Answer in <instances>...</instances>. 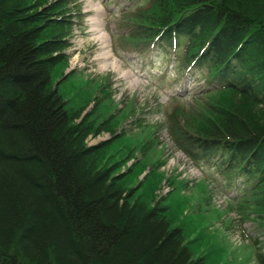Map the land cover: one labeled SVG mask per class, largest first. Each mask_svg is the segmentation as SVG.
<instances>
[{
	"label": "trees",
	"instance_id": "16d2710c",
	"mask_svg": "<svg viewBox=\"0 0 264 264\" xmlns=\"http://www.w3.org/2000/svg\"><path fill=\"white\" fill-rule=\"evenodd\" d=\"M81 10L77 0H0V264H208V226L155 196L160 177L143 173L138 144L115 151L122 132L89 144L113 120L95 124L61 91L75 77L62 69ZM132 19L130 49L158 47L203 75V95L218 94L172 112L168 130L259 221L247 238L264 264V0H149Z\"/></svg>",
	"mask_w": 264,
	"mask_h": 264
},
{
	"label": "rangeland",
	"instance_id": "374dc122",
	"mask_svg": "<svg viewBox=\"0 0 264 264\" xmlns=\"http://www.w3.org/2000/svg\"><path fill=\"white\" fill-rule=\"evenodd\" d=\"M148 1L77 0L82 4L83 24L75 29L68 50L70 63L62 69L66 74L75 72V77L61 91L76 95L71 102L84 103V113L95 112V124L113 120V130L91 135L89 144L122 132L124 138L115 151L138 144L134 158L143 164L148 161L143 173L152 171V176L160 177L155 196L167 198L189 224L208 226L204 235L205 244H212L208 264H258L247 233L257 235L259 221L244 217L232 199L238 192L227 189L225 178L214 169L197 164L168 130L172 112L183 105L199 110L218 94L203 95L207 87L203 75L194 69L180 70L178 61L168 60L158 47L145 54L130 49L134 45L129 36L133 10ZM94 21L100 23V32L94 31ZM101 35L107 43L105 49L98 41ZM104 51H109L110 59H98ZM143 145L145 151L141 150ZM166 185L170 192L159 196Z\"/></svg>",
	"mask_w": 264,
	"mask_h": 264
},
{
	"label": "bare ground",
	"instance_id": "6f19581e",
	"mask_svg": "<svg viewBox=\"0 0 264 264\" xmlns=\"http://www.w3.org/2000/svg\"><path fill=\"white\" fill-rule=\"evenodd\" d=\"M94 25H95V29L94 31L100 32V30L98 29V26L100 25V23H98L97 21H94ZM98 41H100V43L102 44V48L105 49L107 47V43L106 40L104 38L103 35L98 37ZM111 58V54L109 53V51H104L102 54L99 55L98 59H103V60H108ZM170 192V187L169 186H163V188L159 191V196H163L166 195L167 193Z\"/></svg>",
	"mask_w": 264,
	"mask_h": 264
}]
</instances>
